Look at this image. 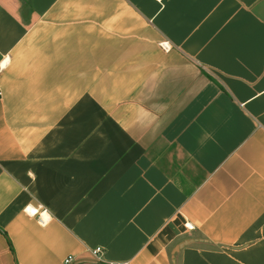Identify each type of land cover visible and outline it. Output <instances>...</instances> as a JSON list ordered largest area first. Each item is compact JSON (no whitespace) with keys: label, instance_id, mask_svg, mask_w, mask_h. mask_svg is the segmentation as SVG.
I'll return each instance as SVG.
<instances>
[{"label":"crops","instance_id":"0c3cea01","mask_svg":"<svg viewBox=\"0 0 264 264\" xmlns=\"http://www.w3.org/2000/svg\"><path fill=\"white\" fill-rule=\"evenodd\" d=\"M0 88V264H264V0H0Z\"/></svg>","mask_w":264,"mask_h":264},{"label":"rangeland","instance_id":"374dc122","mask_svg":"<svg viewBox=\"0 0 264 264\" xmlns=\"http://www.w3.org/2000/svg\"><path fill=\"white\" fill-rule=\"evenodd\" d=\"M93 46V45H92ZM91 44H90V48H92ZM79 52V51H78ZM96 53V51H94ZM127 52V51H126ZM74 54H76V51H74ZM92 52L91 50H89V60L90 62L93 61V56H92ZM121 56H122V59L124 56V52L121 51ZM95 59V58H94ZM95 64H96V61H95ZM93 65V66H89V71H90V74H89V79L87 82H79L80 85L83 84V88L85 89V91H87L90 95H92L94 98V100L96 101V97H100V96H104L105 98V105L106 107H108L111 111V107H112V82L111 81H106V82H100L98 80V77L100 74H102L103 72H107L109 69L112 70L113 67H108V66H97L96 65ZM80 67L77 65V66H74V76L76 75L75 73H79V69ZM74 94H80L81 91L79 90L80 89V85L74 81ZM74 116H76L74 114ZM79 117V115H78ZM76 117H74L73 119L75 120ZM72 133H80V129L78 130H75L73 129L72 130ZM89 136H95V131L93 130H90V134Z\"/></svg>","mask_w":264,"mask_h":264},{"label":"built area","instance_id":"2783aa9c","mask_svg":"<svg viewBox=\"0 0 264 264\" xmlns=\"http://www.w3.org/2000/svg\"><path fill=\"white\" fill-rule=\"evenodd\" d=\"M2 98V90L0 88V100ZM41 223H45V221L43 220V218H40ZM92 256L94 257L95 260L97 261H102V257H103V249L102 248H96L93 251H91ZM74 260L73 257H68L65 260V264H70L72 263V261ZM112 264H131V262H122V263H112Z\"/></svg>","mask_w":264,"mask_h":264},{"label":"bare ground","instance_id":"6f19581e","mask_svg":"<svg viewBox=\"0 0 264 264\" xmlns=\"http://www.w3.org/2000/svg\"><path fill=\"white\" fill-rule=\"evenodd\" d=\"M31 211V210H30ZM31 213H35L34 211H31Z\"/></svg>","mask_w":264,"mask_h":264}]
</instances>
